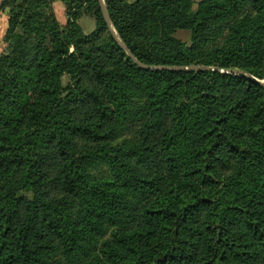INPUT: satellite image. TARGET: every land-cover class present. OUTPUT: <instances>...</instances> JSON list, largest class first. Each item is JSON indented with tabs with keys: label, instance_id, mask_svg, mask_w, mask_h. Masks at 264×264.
I'll use <instances>...</instances> for the list:
<instances>
[{
	"label": "trees",
	"instance_id": "16d2710c",
	"mask_svg": "<svg viewBox=\"0 0 264 264\" xmlns=\"http://www.w3.org/2000/svg\"><path fill=\"white\" fill-rule=\"evenodd\" d=\"M60 1L0 0V264H264V0H103L140 63L259 80L146 68Z\"/></svg>",
	"mask_w": 264,
	"mask_h": 264
},
{
	"label": "rangeland",
	"instance_id": "374dc122",
	"mask_svg": "<svg viewBox=\"0 0 264 264\" xmlns=\"http://www.w3.org/2000/svg\"><path fill=\"white\" fill-rule=\"evenodd\" d=\"M131 1V0H130ZM200 0H192V8L195 9L197 7V4ZM50 9L53 12L54 16L60 23V25H64L66 21L65 17V6L64 3L60 0H50ZM7 11L6 10H0V52L4 46V35L7 27ZM78 23L80 27L82 28V31L84 33H88L89 31L92 30L94 27V19L92 18L91 15L89 14H84L78 19ZM172 35L179 39L182 43L184 44H189L190 43V32L189 30L186 29H177L175 30ZM224 35V31L222 32L220 38ZM154 67H160L162 65H152ZM187 66V65H186ZM158 69V68H157ZM161 69V68H159ZM264 79V78H262ZM70 83V76L68 74H63L61 77V85L64 88ZM134 102L136 103L135 105L133 104L134 107H139L144 104V94L143 90L141 88H135L134 89ZM130 120L129 118L125 119V124L124 125H129ZM131 142V136L129 131H125L120 137H118L116 140L112 142V146H118L122 143H129ZM91 177L93 178H105V177H110V171L107 165L101 163L97 167L91 169ZM112 229V225L108 226L107 230H104L103 233L99 232H94L93 235V240L91 243L97 244L100 242L102 239L106 238L109 235L110 230ZM55 261H60L61 264H67L66 260L63 258L62 255L58 254L54 257Z\"/></svg>",
	"mask_w": 264,
	"mask_h": 264
},
{
	"label": "water",
	"instance_id": "95a60500",
	"mask_svg": "<svg viewBox=\"0 0 264 264\" xmlns=\"http://www.w3.org/2000/svg\"><path fill=\"white\" fill-rule=\"evenodd\" d=\"M99 3H100V7H101V10H102V14H103V17L108 25V28L111 32V34L114 36V39L116 40V42L126 51V53L128 55L131 56V58L136 61L139 65L141 66H144L146 68H170V69H179V68H186V67H190V68H194V69H198V68H211V69H220V70H226V69H221L219 67H215V66H208V65H189V66H183V65H162L160 67H154L152 65H144L142 63H140L139 61H137L135 59V57L131 54V52L128 50V48L125 46V44L123 43V41L120 39V37L118 36L117 32L115 31L114 27L112 26L111 22H110V19H109V16H108V13L105 9V6H104V3H103V0H99ZM226 71L228 72H233V73H239V74H243L249 78H253V79H256V80H259L257 79L256 77H254L253 75L241 70V69H227ZM261 83L264 84V79L262 80H259Z\"/></svg>",
	"mask_w": 264,
	"mask_h": 264
}]
</instances>
